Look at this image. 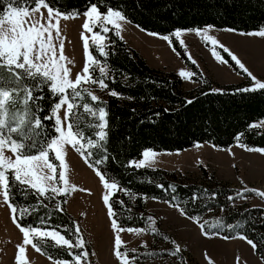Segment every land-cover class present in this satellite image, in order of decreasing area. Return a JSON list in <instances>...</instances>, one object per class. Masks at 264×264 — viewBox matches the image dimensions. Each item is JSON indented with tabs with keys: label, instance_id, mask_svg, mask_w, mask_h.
<instances>
[{
	"label": "trees",
	"instance_id": "trees-1",
	"mask_svg": "<svg viewBox=\"0 0 264 264\" xmlns=\"http://www.w3.org/2000/svg\"><path fill=\"white\" fill-rule=\"evenodd\" d=\"M52 6L61 10L82 12L87 0H49ZM113 7H119L127 20L141 29L160 35L172 36L177 28L194 29L213 25L216 28L236 29L250 32L264 25V0H109ZM115 41V43H111ZM172 44L180 57L187 60L175 38ZM102 65L106 61L108 89L100 91L92 86L93 91L107 101L109 109V139L106 165H100L113 175L121 188L130 190L125 194L114 189L110 199L113 202L116 217L122 227L141 228L148 226L149 217L145 208V199L153 198L179 203L188 216L198 215L201 222H214L222 217L224 224L239 225L242 232L257 245L255 253L264 262V208L238 203L245 196L238 188L216 178L214 173L200 166L202 177L190 179L185 173L169 171L160 167L143 166L136 168L129 165L130 160H139L145 149L153 151H181L199 143H209L219 147H228L235 143L248 147H264V128H251L249 125L264 119V90L242 92L246 88L241 83L220 85L203 76L191 64L193 80L197 85L189 90L183 88L181 78L172 71H163L149 66L146 61L115 31L107 34V57L90 47ZM188 61V60H187ZM99 70L97 69V74ZM114 78V79H113ZM121 93L119 97L109 94L110 90ZM221 89V91H213ZM47 94V90H45ZM191 100V103H186ZM45 101V107H48ZM47 114V113H45ZM242 134L239 141L237 134ZM97 159L99 156L96 157ZM55 162V161H54ZM164 185V188L158 187ZM169 185L174 186L173 188ZM241 193L237 196L236 193ZM197 194L196 200L192 199ZM212 193H216L215 196ZM252 193V192H251ZM232 196L233 200L227 197ZM15 200L24 206L35 205L30 215L23 218L25 225L41 228H56L66 238L74 240L75 220L65 208V195L54 196L51 200L30 194L27 198L17 193ZM58 199L62 200L61 211L51 206ZM122 200L121 205L117 201ZM43 222V223H42ZM64 226H67L65 228ZM154 225H151V228ZM151 231L152 247H137L135 254L145 252L144 257H152L158 244L167 234ZM223 236H235L237 231L225 227ZM170 238V237H169ZM42 253L55 259H69L71 255L59 246L53 247L51 240ZM151 253V254H150ZM163 254H166L165 251ZM182 257V253L176 255ZM137 259V258H136ZM182 264H186V260ZM135 264H143L135 260ZM167 264H173L167 262ZM178 264V263H177Z\"/></svg>",
	"mask_w": 264,
	"mask_h": 264
},
{
	"label": "snow or ice",
	"instance_id": "snow-or-ice-1",
	"mask_svg": "<svg viewBox=\"0 0 264 264\" xmlns=\"http://www.w3.org/2000/svg\"><path fill=\"white\" fill-rule=\"evenodd\" d=\"M42 9L46 10V13ZM81 15L84 18L80 35L85 61L82 69L73 73L74 62L64 53L66 38L62 34L61 20ZM123 22H128L127 17L119 7H113L109 0H87L82 12L61 10L59 6H52L49 0H0V200L9 208L13 223L22 233V242L15 246L16 264H29L27 246L30 245L38 253L42 252L47 245L44 238L48 237L55 241L53 247L61 246L72 257L71 260H54L53 255L48 254V259L54 260V264H91L89 256L94 253L90 254L87 251L78 224L75 227V242L66 238L56 228L25 225L23 218L30 215V209L35 205L26 207L14 199L17 193L25 198L34 194L37 203L43 204L40 198L51 200L56 195L77 190L78 186L70 183L68 178L70 165L66 156L69 148L78 153L86 165L94 169L104 189L107 190L103 195V203L107 206V215L112 218L111 228L115 231V256L121 264H130V259L132 264H135V255L130 258L128 253L135 254L136 249L125 248L121 251L123 241L120 233L125 229L115 218L116 213L110 199L114 189H119L125 194H130V190L121 188L119 181L106 169L102 170L100 167L106 165L109 159L107 148L109 109L107 101L97 95L92 86H96L102 92L107 90L108 70L106 61L102 65L101 60L97 59L90 50L91 43L101 56L107 57L109 53L105 50L104 43L107 34L115 31L122 40ZM213 27L206 25L204 28H177L174 30V36L179 38L183 31H194L206 42H211L212 54L218 60L227 63L224 56L217 51L218 45L251 79L249 87L238 91L264 90V80L257 78L236 54L220 43L215 36L208 34L207 30ZM227 30L236 31V29ZM247 34L264 37V25ZM151 35L159 34L151 33ZM163 39L172 43L169 35H164ZM179 44L184 46V41L179 40ZM188 58L192 59L190 54ZM192 62L196 63L194 60ZM190 75L184 70L180 71L182 77ZM213 91H221V89H213ZM109 94L113 97L121 95L114 89L110 90ZM45 101L48 102V107H45ZM191 102L186 100V103ZM249 127H264V120L259 124L253 122ZM241 137L242 134L238 133L235 139L239 141ZM239 146L249 151L264 153V147L248 148L246 144ZM142 156V159L130 160L128 164L136 168L152 167V160L156 156L153 149H145ZM158 187L164 188V185ZM169 187L175 190L174 186L169 185ZM250 191H255L264 197V191L259 189H250ZM212 195L215 196L216 193ZM236 195L240 196L241 193L238 192ZM197 198V194L194 193L192 199ZM227 199L234 198L229 196ZM172 200H175V196L169 203ZM117 203L122 205L124 202L120 200ZM172 206L181 215L188 216L186 209L179 203ZM56 207L63 211L60 204ZM188 218L198 225L201 234L205 237L220 236L227 227L229 230L237 231V235L253 248L257 247L253 240L238 231L239 225L224 224L222 217L214 218L212 224L208 221L201 222L198 215ZM149 220L153 218L149 217ZM127 231H143V229L128 228ZM151 231L155 233L158 230L153 226ZM164 238L170 239L167 236ZM171 243L174 245L171 254L179 255L181 246L175 240ZM74 249L80 251H73ZM204 256L208 264H214L206 250ZM236 261L239 264V257Z\"/></svg>",
	"mask_w": 264,
	"mask_h": 264
},
{
	"label": "rangeland",
	"instance_id": "rangeland-1",
	"mask_svg": "<svg viewBox=\"0 0 264 264\" xmlns=\"http://www.w3.org/2000/svg\"><path fill=\"white\" fill-rule=\"evenodd\" d=\"M46 13V10H43ZM83 16L61 20L62 34L66 38L64 53L69 60L74 62L73 73L80 71L85 61L83 41L81 39ZM229 28L208 29V34L215 36L220 43L225 45L232 53L253 72L257 78L264 80V37L248 35L241 31H228ZM152 32L145 31L131 22H123L121 35L123 39L146 61V63L159 70L172 71L182 80L183 88L189 90L197 85L193 80L194 73L191 64L203 75L220 85L243 83L246 87L251 84L250 77L243 72L231 60V57L217 45V51L228 61L223 63L212 54V44L206 42L202 36L194 31H183L179 40L184 41L180 47L187 60L180 57L173 44L163 39L164 35H151ZM90 35V34H89ZM107 44V37L104 42ZM90 43V47H91ZM191 55V60L188 58ZM194 60L196 63H193ZM190 73V76H180V71ZM261 119L256 124H259ZM264 128V127H259ZM241 143H235L228 147H214L213 144L199 143L181 151H154L156 156L152 160V167H160L169 171L185 173L190 179L202 177L200 166L207 168L214 173L216 178L227 182L246 194L240 197L238 203H248L252 206L264 208V197L250 189L264 191V153L249 151L241 148ZM257 148V147H248ZM143 156L141 157V159ZM66 160L70 167L68 178L70 183L78 186L75 191L65 195V210L75 220V227L78 224L81 234L86 242V249L91 254V264H121V261L114 254L115 231L111 228V219L107 215V206L103 203V195L106 189L95 174L93 168L85 164L81 156L69 148ZM138 161V160H137ZM79 189H88L82 191ZM114 190H112L113 192ZM252 192V193H251ZM62 204L58 199L51 206ZM63 207V206H62ZM145 208L148 217L154 220V226L159 227L161 233L167 234L171 241L175 240L180 246L182 257L172 255L166 250L169 243L162 240L155 249L152 257H144L145 252L136 255L135 260H142L143 264H208L204 252L207 251L214 264H264L263 260L255 253L254 248L246 240L238 235L224 239L223 235L205 237L201 234L198 225L183 216L168 201L146 198ZM153 220H149L148 226L133 229L143 231L128 232V228L120 233L123 244L121 251L125 248L136 249L137 247L151 248L153 239L150 227ZM51 240L50 237L44 238ZM22 242V233L18 230L11 219L9 208L0 200V264H16L14 254L17 251L16 244ZM73 242H75V237ZM61 247V246H59ZM62 248V247H61ZM174 249L173 247H171ZM73 251L79 252V249ZM165 251L166 254H163ZM151 254V253H150ZM131 258V253H128ZM29 264H54L42 252H37L31 246H27ZM72 259V258H71ZM130 264H132L130 259Z\"/></svg>",
	"mask_w": 264,
	"mask_h": 264
}]
</instances>
